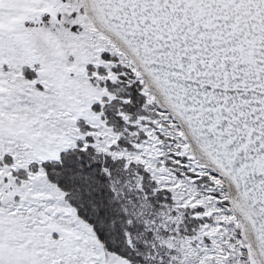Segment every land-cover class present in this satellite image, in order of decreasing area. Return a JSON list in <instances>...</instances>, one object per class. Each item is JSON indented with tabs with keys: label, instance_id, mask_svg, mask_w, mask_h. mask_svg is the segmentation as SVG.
<instances>
[{
	"label": "snow or ice",
	"instance_id": "snow-or-ice-1",
	"mask_svg": "<svg viewBox=\"0 0 264 264\" xmlns=\"http://www.w3.org/2000/svg\"><path fill=\"white\" fill-rule=\"evenodd\" d=\"M0 264H264V0H0Z\"/></svg>",
	"mask_w": 264,
	"mask_h": 264
}]
</instances>
